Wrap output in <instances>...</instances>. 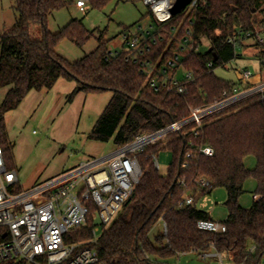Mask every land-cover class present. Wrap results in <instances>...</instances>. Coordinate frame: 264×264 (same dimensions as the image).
Returning a JSON list of instances; mask_svg holds the SVG:
<instances>
[{
	"label": "trees",
	"instance_id": "trees-1",
	"mask_svg": "<svg viewBox=\"0 0 264 264\" xmlns=\"http://www.w3.org/2000/svg\"><path fill=\"white\" fill-rule=\"evenodd\" d=\"M75 1L15 0V25L0 33V144L10 167H13L14 144L9 139L5 114L20 106L31 91L52 89L61 78L77 82L75 93L111 91L113 95L90 137L103 142L113 139L120 146L137 135L187 117L191 106L221 98L235 82L218 76L215 69L238 57L237 49L226 43V38L237 29L253 30L254 22L260 19L258 15L264 19V0H204L187 18L195 19L196 35L208 38L210 50L191 54L184 60V67L194 73L195 80L184 93L178 94L150 87L139 63L127 59L124 51L111 52L103 36L96 50L76 62L59 54L56 47L62 39L83 46L94 35L77 18L56 33L49 30L50 14ZM109 1L89 0L91 8L103 7ZM183 17V13L176 14L166 27L170 30L175 25L183 33L188 24L187 20L179 25ZM34 26H40V36L33 35ZM166 44L165 40L154 46L149 56L156 58ZM250 45L241 43V48ZM254 46L258 58L264 59V47ZM210 61L214 62L212 68L208 66ZM193 127L188 126L139 154L142 175L131 200L93 245L101 261L164 264L160 259L214 249L217 253H232L236 264H259L264 256V95L256 94L211 116L197 136L191 132ZM205 146L213 148L212 155L200 150ZM160 149L170 150L174 157L166 174L160 173L153 160ZM248 156L257 160L254 169L245 164ZM200 177L208 178L211 187L198 189L196 181ZM250 178L257 181L255 194L261 198L244 208L240 197ZM219 187L227 191L225 205L229 216L224 221L227 230L224 233L201 230L198 221L212 218L197 207V202ZM189 193H193L195 202L182 206ZM159 222L167 226V233L153 239L151 230ZM92 228L93 224H89L72 233V239H90Z\"/></svg>",
	"mask_w": 264,
	"mask_h": 264
},
{
	"label": "built area",
	"instance_id": "built-area-1",
	"mask_svg": "<svg viewBox=\"0 0 264 264\" xmlns=\"http://www.w3.org/2000/svg\"><path fill=\"white\" fill-rule=\"evenodd\" d=\"M143 1L150 8L153 21L147 27L139 25L135 31H126L123 51L127 53V59L139 63L150 87L156 91L166 89L182 94L195 80L194 73L184 67V60L191 54L203 53V46L210 50L208 38L196 35L195 19L187 18L204 0H191L179 12L184 15L179 25L188 20L183 33H179V27L175 25L170 30L166 27L175 16L172 11L178 0ZM76 6L83 13L91 9L89 0H76ZM165 40L166 48L156 58L149 56L154 52L153 47ZM226 43L236 49L241 48V43L264 47V19L256 20L251 31L235 30L228 35ZM261 65L264 68V59ZM208 66L214 67V62L210 61ZM234 73L235 84L225 90L221 98L191 106L187 117L137 135L105 155L82 161L27 189H17L20 183L18 172L7 164L5 149L0 144V264H107L101 261L93 245L139 183L142 175L139 154L146 147L162 143L188 126H194L191 132L197 136L211 116L221 114L256 94L264 95V79L256 77L251 69H234ZM254 79L257 82H253ZM208 149L212 150L210 154ZM200 150L207 155L214 152L210 146ZM187 157L191 154L188 153ZM153 160L158 169V156L153 155ZM196 183L198 189L212 185L206 177L198 178ZM260 198V194L254 195L255 200ZM194 202L193 193H189L181 205ZM89 224H93L90 239H72V233ZM198 227L214 233L227 230L225 222L213 220H200ZM164 229L167 233L166 225ZM254 250L255 247L251 249ZM209 255L205 252L203 257Z\"/></svg>",
	"mask_w": 264,
	"mask_h": 264
},
{
	"label": "rangeland",
	"instance_id": "rangeland-1",
	"mask_svg": "<svg viewBox=\"0 0 264 264\" xmlns=\"http://www.w3.org/2000/svg\"><path fill=\"white\" fill-rule=\"evenodd\" d=\"M14 6L15 0H0V33L14 27L17 19ZM258 17L261 19L262 16ZM76 18L82 19L94 35L83 46H78L68 38L59 42L56 51L70 62H76L96 50L101 36L111 52L123 51L124 33L129 29L135 31L139 25L147 27L153 21L150 8L143 0H110L103 7L91 8L86 13L77 8L75 1L50 14L49 30L56 33ZM32 33L40 36V26L32 27ZM208 49V46L201 48L203 53ZM237 55L238 57L226 66L215 69V73L224 79L236 80L234 69L249 68L256 77L264 79V68L255 46L239 48ZM254 81L257 82V79ZM77 88L76 81L61 78L52 89L31 91L20 106L5 114L9 139L14 144L13 167L19 175L18 190L30 188L82 161L100 157L116 148L113 139L103 142L90 137L113 93L111 91L75 93ZM5 92L6 89L2 90V96ZM157 156L160 165L158 169L161 174H166L174 160L173 153L167 149H160ZM245 164L248 168L254 169L257 160L254 156H248ZM244 190L240 204L244 208H249L253 205L254 194L257 192L255 178L246 181ZM226 200V189L219 187L211 194L202 196L197 202V207L209 213L213 221L224 222L229 216ZM164 232V224L159 222L151 230L150 236L155 239L157 236H163ZM206 252L210 254L207 257H203L205 252L194 250L168 259H160V262L236 264L232 253H217L214 249ZM259 264H264V256Z\"/></svg>",
	"mask_w": 264,
	"mask_h": 264
},
{
	"label": "water",
	"instance_id": "water-1",
	"mask_svg": "<svg viewBox=\"0 0 264 264\" xmlns=\"http://www.w3.org/2000/svg\"><path fill=\"white\" fill-rule=\"evenodd\" d=\"M190 1L191 0H178L172 13L174 15L178 14L183 8H185L190 3ZM130 200L131 198L126 203H128Z\"/></svg>",
	"mask_w": 264,
	"mask_h": 264
},
{
	"label": "clouds",
	"instance_id": "clouds-1",
	"mask_svg": "<svg viewBox=\"0 0 264 264\" xmlns=\"http://www.w3.org/2000/svg\"><path fill=\"white\" fill-rule=\"evenodd\" d=\"M207 151H208V153L210 154L212 150H211V149H208Z\"/></svg>",
	"mask_w": 264,
	"mask_h": 264
}]
</instances>
